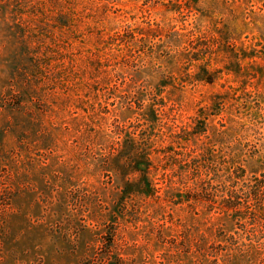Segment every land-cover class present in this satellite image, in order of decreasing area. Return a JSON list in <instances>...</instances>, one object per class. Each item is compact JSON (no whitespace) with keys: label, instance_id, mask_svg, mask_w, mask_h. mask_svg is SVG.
I'll list each match as a JSON object with an SVG mask.
<instances>
[{"label":"rangeland","instance_id":"rangeland-1","mask_svg":"<svg viewBox=\"0 0 264 264\" xmlns=\"http://www.w3.org/2000/svg\"><path fill=\"white\" fill-rule=\"evenodd\" d=\"M189 1L0 0V264H239L206 255L223 249L221 231L264 252V200L246 205L239 222L220 212L235 180L224 149L233 147L246 168L264 164V0H253L238 43L256 56L241 68L256 79L241 88L223 72L240 53L217 48L213 30L244 26L242 9L201 0L198 13ZM154 24L164 43L120 40ZM192 30L212 48L204 57L213 85L194 82L193 66L176 73L168 63L175 33ZM219 92L248 103L229 107L206 137L180 149L176 137L193 130ZM151 105L156 125L145 122ZM213 138L227 146L191 161V150L201 154ZM124 139L150 141L142 147L153 153L158 199H122ZM183 195L196 200L179 204Z\"/></svg>","mask_w":264,"mask_h":264},{"label":"trees","instance_id":"trees-1","mask_svg":"<svg viewBox=\"0 0 264 264\" xmlns=\"http://www.w3.org/2000/svg\"><path fill=\"white\" fill-rule=\"evenodd\" d=\"M200 1L201 0L189 1L190 5L192 6V10L198 13H201L199 9H196ZM222 1L223 3L224 1H227L226 5L228 4L229 6H231V8L239 7L240 9H242L241 18L244 22V26H233L227 29L225 28L224 33L220 31L223 28H216L213 30V33L216 34L214 38L217 40V48H226V51H223L226 54H234L235 51H230V49L237 48V51L240 53L239 57L230 55V60L228 61L227 65H225L223 72L226 75H230L234 78V80L239 82V84H241L239 88H241L243 86H247L252 79H256L254 75H243V72L241 71V68H244L243 65L246 64L245 62H254L256 58L254 52L246 53V50L239 49L238 47V43H241L244 32L248 29V27H250L248 20H251L250 14L254 13L253 0ZM209 10L208 8H205L203 17L209 18V16L207 15V12H209ZM175 11L180 12L178 10ZM154 27L156 28H149L140 31V33H134L131 39H129L128 37L125 38L123 36L120 40H125L124 42L127 45H130V47L135 44V41L148 43L150 40H152V36L156 38L159 37L158 42H155L154 40V45L160 44L161 42L164 43L165 41L160 38L163 35V27L160 24H154ZM195 33L196 32L194 30L190 31V33L187 34L175 33L176 40L174 41L175 44H173V46H175L173 50L175 54L169 57L168 63L169 65H171L172 70L176 73L184 71L187 67L193 66L198 70V73L194 74V82L213 85L217 80V76L215 75L216 72L215 70L209 69L210 65L207 64L208 59L207 57H204L205 53L209 49L212 50V48L209 46L207 50V46L201 44L202 41H200L201 39L199 37L194 39L193 37L195 36ZM260 40L262 44H264V37H262ZM161 87H167V85H161ZM236 92H239V90H236L235 93ZM235 103L243 104L248 103V101L247 98L243 97V95L239 96L237 94L236 97V94L230 95L228 92H219L218 94L214 95L211 99L210 107L208 109L200 110L198 117L196 118L193 130L191 132H188L185 137H176L175 140L177 146H181L180 149H183L184 147L182 146L192 145L201 137H206L207 129L210 128V126L212 125L211 123H213L214 119L225 112V110H228L229 107L235 106ZM158 112L159 110H155V108H153L151 105V107H149V109L145 111V122L155 125L159 123L160 115L158 114ZM233 122L234 121L230 122L232 128ZM250 122H253V118H250ZM217 139H220V137L217 136ZM217 139L213 138L207 145V148L201 151V154L197 153L198 148H193L191 150V153L194 154V157L193 155H191V161L204 158L211 150L214 151V148L217 146V144H222L223 147L227 146L226 143L223 144V138H221L220 141ZM127 141L128 139H126L124 143H126ZM132 142L134 143L131 146L129 144L130 142H127L125 146V150L129 154L127 158H129L130 160V170L128 174L124 173L122 175L125 182L122 199L125 201L131 199L135 195H141L147 199H158L161 189L157 188L153 180L150 179L152 169L155 168L153 153L149 151L150 149H148V147H142L143 142H145L147 145L150 143V141H148L147 139H134V141ZM186 148H190V146ZM235 151L236 150H234L233 147H226L224 149V157L227 159L226 165L228 168V174L230 176H233V179L235 180H233V185L229 187V191L226 192L224 197H222L224 209L220 210L223 215L222 220H229L230 222L234 223L244 220L242 215L246 210V205H249L250 207H256L258 201L264 200V164L260 163L261 165L259 166V168H256L255 165H252V167L250 168H246L245 165H243V163L246 161L244 159H241L238 153ZM260 173L262 174L261 179H258L257 175H259ZM129 175H136V181L130 182L129 178H127ZM198 191H201V193L203 194V187ZM185 196H187L186 199H184ZM192 200H196V198L190 197L188 195H183L179 199V204L192 202ZM242 201L243 204H245L244 206L241 204ZM218 236L220 238V241L217 243V246H221V248L223 249L218 251L212 249V251H208L206 254L208 257H212L215 262H218L221 256L228 257L230 255H233L231 256V258L236 257L239 264H264V252L262 250H258L257 247H255V245H253L252 243H250L248 249H245L243 248L245 244L240 243L238 237H236L235 235L233 236L227 234V232L221 231ZM224 248H226V251L224 250ZM250 259L252 260V262H250Z\"/></svg>","mask_w":264,"mask_h":264}]
</instances>
